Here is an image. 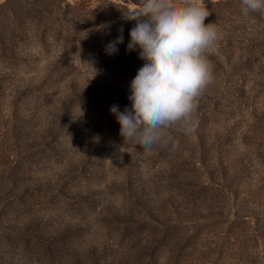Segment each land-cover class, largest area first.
I'll use <instances>...</instances> for the list:
<instances>
[{
	"label": "rangeland",
	"instance_id": "rangeland-1",
	"mask_svg": "<svg viewBox=\"0 0 264 264\" xmlns=\"http://www.w3.org/2000/svg\"><path fill=\"white\" fill-rule=\"evenodd\" d=\"M141 3L0 0V264H264V11L204 0L195 129L145 150L109 111L144 63Z\"/></svg>",
	"mask_w": 264,
	"mask_h": 264
},
{
	"label": "clouds",
	"instance_id": "clouds-1",
	"mask_svg": "<svg viewBox=\"0 0 264 264\" xmlns=\"http://www.w3.org/2000/svg\"><path fill=\"white\" fill-rule=\"evenodd\" d=\"M240 5L245 15L264 11V0H240ZM209 15L204 0H142L137 9L123 14L125 21L136 22L127 50L138 49L144 61L129 85L130 107L121 111L114 104L109 109L123 145L127 141L146 150L170 143L176 149L179 144L169 141V130L179 126L185 134L194 131L199 99L214 79L208 52L219 33L215 23L205 25ZM118 32L105 46L110 55L123 42V28Z\"/></svg>",
	"mask_w": 264,
	"mask_h": 264
}]
</instances>
